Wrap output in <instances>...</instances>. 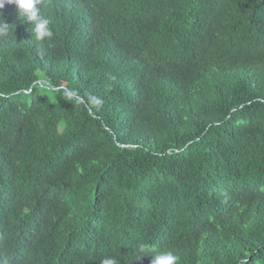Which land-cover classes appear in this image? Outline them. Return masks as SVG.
Masks as SVG:
<instances>
[{
    "label": "trees",
    "instance_id": "obj_1",
    "mask_svg": "<svg viewBox=\"0 0 264 264\" xmlns=\"http://www.w3.org/2000/svg\"><path fill=\"white\" fill-rule=\"evenodd\" d=\"M41 10L0 9V260L264 264V0Z\"/></svg>",
    "mask_w": 264,
    "mask_h": 264
},
{
    "label": "clouds",
    "instance_id": "obj_2",
    "mask_svg": "<svg viewBox=\"0 0 264 264\" xmlns=\"http://www.w3.org/2000/svg\"><path fill=\"white\" fill-rule=\"evenodd\" d=\"M14 5L18 14V18L22 22H26L30 25L29 29L32 38L37 44H43L50 41L54 33L50 25L52 19L50 16H46L42 13L41 6L42 0H0V9H3L5 5ZM11 25L2 18V12H0V40H7L10 33L12 32ZM115 80V77H111ZM65 100L71 103H79V94L72 91H65ZM3 94L0 93V97ZM89 101L93 105H100L102 101L95 96H90ZM60 128L62 130L63 124L61 123ZM136 252L140 254L139 257H143L149 253L152 254L150 264H178L179 256L170 250L156 251L147 242L138 241L136 245ZM0 264H8L7 259L0 260ZM100 264H118L115 257H104L100 260Z\"/></svg>",
    "mask_w": 264,
    "mask_h": 264
}]
</instances>
